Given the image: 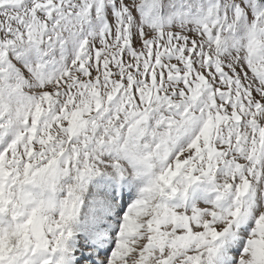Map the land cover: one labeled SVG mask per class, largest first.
<instances>
[{"label":"snow or ice","instance_id":"snow-or-ice-1","mask_svg":"<svg viewBox=\"0 0 264 264\" xmlns=\"http://www.w3.org/2000/svg\"><path fill=\"white\" fill-rule=\"evenodd\" d=\"M0 264H264V0H0Z\"/></svg>","mask_w":264,"mask_h":264}]
</instances>
